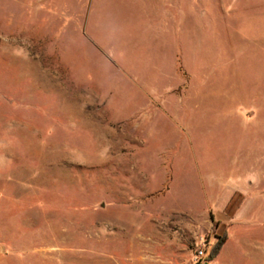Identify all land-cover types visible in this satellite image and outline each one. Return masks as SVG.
Segmentation results:
<instances>
[{"label": "rangeland", "instance_id": "rangeland-1", "mask_svg": "<svg viewBox=\"0 0 264 264\" xmlns=\"http://www.w3.org/2000/svg\"><path fill=\"white\" fill-rule=\"evenodd\" d=\"M0 264H264V0H0Z\"/></svg>", "mask_w": 264, "mask_h": 264}, {"label": "trees", "instance_id": "trees-1", "mask_svg": "<svg viewBox=\"0 0 264 264\" xmlns=\"http://www.w3.org/2000/svg\"><path fill=\"white\" fill-rule=\"evenodd\" d=\"M227 233L224 232L221 236H219L216 240V242L214 243L211 252L209 253V255L206 258V263H210L212 262L217 255L219 254L220 250L222 249V247L224 246L225 242L227 241Z\"/></svg>", "mask_w": 264, "mask_h": 264}, {"label": "built area", "instance_id": "built-area-1", "mask_svg": "<svg viewBox=\"0 0 264 264\" xmlns=\"http://www.w3.org/2000/svg\"><path fill=\"white\" fill-rule=\"evenodd\" d=\"M204 257H206L204 249L199 248L196 252L195 259L198 261L200 259H203Z\"/></svg>", "mask_w": 264, "mask_h": 264}]
</instances>
